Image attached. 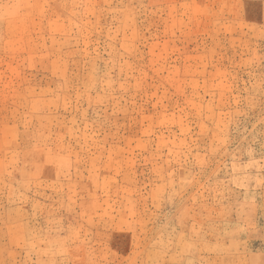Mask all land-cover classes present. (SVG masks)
<instances>
[{
  "label": "rangeland",
  "instance_id": "374dc122",
  "mask_svg": "<svg viewBox=\"0 0 264 264\" xmlns=\"http://www.w3.org/2000/svg\"><path fill=\"white\" fill-rule=\"evenodd\" d=\"M0 264H264V0H0Z\"/></svg>",
  "mask_w": 264,
  "mask_h": 264
}]
</instances>
